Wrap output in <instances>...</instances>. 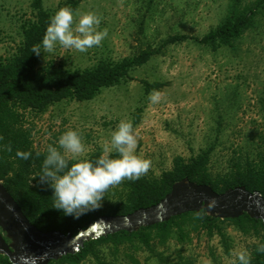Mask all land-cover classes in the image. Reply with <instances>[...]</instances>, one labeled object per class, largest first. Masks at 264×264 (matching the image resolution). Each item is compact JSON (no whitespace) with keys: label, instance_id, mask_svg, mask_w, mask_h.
<instances>
[{"label":"rangeland","instance_id":"obj_1","mask_svg":"<svg viewBox=\"0 0 264 264\" xmlns=\"http://www.w3.org/2000/svg\"><path fill=\"white\" fill-rule=\"evenodd\" d=\"M41 1L46 10H57L67 0ZM78 1L81 14L95 11L102 16L99 30L107 28L108 36L85 53L59 45L51 54L42 50L40 66L74 71L144 51L160 52L90 101H63L43 114L26 112L24 125L34 149L47 152L71 129L82 135L85 145L73 161L103 155L106 147L117 157L111 134L121 120H131L140 133L137 154L152 161L142 178H159L179 159L189 162L208 149L209 176L216 182L233 179L248 164L264 171V9L257 10L251 26L231 44L213 49L191 39L162 47L174 35L201 38L261 0H123L122 5L119 0ZM33 3L0 0V60L20 45L24 26L35 18ZM146 83L163 84L157 89L164 93L161 102L150 103L153 90L147 92ZM123 188H110L100 207L120 203ZM222 227L224 236L211 237L201 230L191 235L190 243L155 241L150 248L137 249L104 245L97 248V257L80 264H232L237 251L246 248L253 258L257 246L264 244L263 232L249 234L228 221Z\"/></svg>","mask_w":264,"mask_h":264},{"label":"trees","instance_id":"obj_2","mask_svg":"<svg viewBox=\"0 0 264 264\" xmlns=\"http://www.w3.org/2000/svg\"><path fill=\"white\" fill-rule=\"evenodd\" d=\"M78 0H67L59 8L70 5L77 10ZM35 18L23 28L22 41L15 53L0 60V180L18 203L28 220L43 232H61L76 235L82 229L103 216H125L139 209L157 205L170 192L172 185L184 178L211 186L216 192L242 186L249 192H259L264 197V171L248 164L243 170H237L233 179L225 178L216 182L210 178L208 163L212 149L201 152L189 162L179 159L172 171L164 172L159 178H140L136 181H124L120 203L105 208L90 210L79 217L65 215L62 210L53 207V189L47 183H40L43 160L47 152L34 149L29 141L30 131L24 125L26 112L45 113L50 107L63 101H90L103 89L120 84L130 77V71L145 63L152 55L160 52L144 51L137 56L115 63H99L92 68L69 70L54 65L40 66V57L32 52L40 44L57 10H46L41 0H34ZM259 8L264 9V0L256 3L248 12L227 19L217 29L203 37L174 35L168 38L162 47L172 43L196 40L213 49L231 44L240 38L253 21ZM163 84L146 83V91L159 89ZM11 146L8 151L6 146ZM17 151L31 152L29 159L19 158ZM39 153V155H37ZM102 154H92L87 160L95 162ZM112 158L116 156L112 155ZM71 163L75 161L70 160ZM198 212L186 213L171 218L168 222L142 227L136 232H118L85 242L74 254L52 260L49 264H80L89 256L97 257V248L112 245L116 249L123 245L151 247L152 242L166 244L171 240L178 243H190L191 235L206 230L209 236L215 233L224 236L222 224L228 221L239 230L256 235L264 234V223L251 219L247 214L237 218L220 220L199 211L202 219H195ZM138 264L137 261H134ZM0 264H12L9 258L0 254ZM251 264H264V253L257 252L251 258Z\"/></svg>","mask_w":264,"mask_h":264},{"label":"clouds","instance_id":"obj_3","mask_svg":"<svg viewBox=\"0 0 264 264\" xmlns=\"http://www.w3.org/2000/svg\"><path fill=\"white\" fill-rule=\"evenodd\" d=\"M119 2L122 5L123 0ZM101 20L102 16L95 11L81 14L79 9L74 11L70 5L61 7L50 17L41 43L34 45L32 52L37 56L42 50L51 54L59 45L85 53L101 46L109 31L107 28L99 30ZM163 97L162 91L153 90L148 99L150 103L157 104ZM139 140L140 133L134 128L133 122L121 120L112 132L110 141L112 149L118 153L116 158L108 154L109 149L106 147L105 154L95 162L79 159L70 166V159L77 160L85 151V145L77 130L65 131L59 137L58 146H48L42 173L38 176L40 183H47L54 190L53 207L62 210L65 215L79 217L99 208L110 188L117 187L125 180L136 181L147 175L152 161L137 154ZM6 148L12 150L10 145ZM16 155L27 160L32 153L17 151ZM217 203L214 198L209 199L207 209L215 208ZM194 218L202 219V216L198 212ZM256 251L264 253V244H259ZM235 257L232 264H251V253L246 248L237 251Z\"/></svg>","mask_w":264,"mask_h":264},{"label":"water","instance_id":"obj_4","mask_svg":"<svg viewBox=\"0 0 264 264\" xmlns=\"http://www.w3.org/2000/svg\"><path fill=\"white\" fill-rule=\"evenodd\" d=\"M218 203L207 209V201ZM204 210L220 220L237 219L247 214L264 223V197L238 186L223 193L211 186L184 178L175 182L170 192L157 205L139 209L125 216H103L76 235L43 232L34 226L0 180V254L12 264H49L74 254L90 240L142 227L168 222L173 217Z\"/></svg>","mask_w":264,"mask_h":264}]
</instances>
